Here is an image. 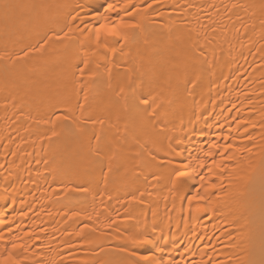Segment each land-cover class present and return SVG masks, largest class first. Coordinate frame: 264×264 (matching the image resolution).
I'll list each match as a JSON object with an SVG mask.
<instances>
[{
  "label": "bare ground",
  "instance_id": "1",
  "mask_svg": "<svg viewBox=\"0 0 264 264\" xmlns=\"http://www.w3.org/2000/svg\"><path fill=\"white\" fill-rule=\"evenodd\" d=\"M5 2L18 0H0V52L13 58L61 35L73 10L83 20L73 25L79 28L92 22L95 10L103 11L96 9L103 0H20L35 7L6 17ZM145 2L151 0H133ZM262 4L158 0L128 41L113 38L111 47L95 50L90 71L96 77L88 84L90 107L83 116L77 101L84 100V92L77 91L74 79L80 60H70L93 53L95 45L80 32L52 40L23 60H0V221L5 222L0 232L24 245L16 250L19 259L131 264L122 249L132 225L152 240L137 246L141 254L159 247L173 264L264 261ZM121 85L125 92L117 97ZM136 96H163V107L148 118L147 110L135 106ZM69 109L71 119L52 123ZM89 114L106 121L99 143L94 134L99 125L88 122ZM213 141L245 149L237 171H225L223 180L212 176L229 195L219 200L213 195L205 202L207 212L181 211L207 175L198 161ZM188 160L197 162L196 170H186L190 190L181 199L173 195V169ZM108 223L113 227H105Z\"/></svg>",
  "mask_w": 264,
  "mask_h": 264
},
{
  "label": "snow or ice",
  "instance_id": "2",
  "mask_svg": "<svg viewBox=\"0 0 264 264\" xmlns=\"http://www.w3.org/2000/svg\"><path fill=\"white\" fill-rule=\"evenodd\" d=\"M158 4V0H151L150 3L145 2L142 5L133 4V0H124L123 4L119 3L117 0L116 3L111 2V0H103V3H99L96 5V9L102 8L103 11H94V15L91 17V23L85 24L84 28L73 27L76 25V22L79 20L83 23V20L79 13H76L73 10V13H69L68 18L66 19V27L67 30L61 29V35H50L47 39L40 44L39 48L32 47L29 48L28 51L23 52L20 56L13 58L10 54L5 52H0V60H23L28 57L32 53H40L43 49L49 44L50 41H60L69 38L70 33L72 32H80L81 35L84 36V40L90 43H94L95 49H93V53H89L85 51L82 54H77L70 60V64L73 63L74 60H80V65L78 66L79 75L76 76L74 74V79L77 85V91L84 92V100L77 101L79 108L81 110V115H84V110L90 107L89 103V87L88 84L95 77L96 73L94 71H90L92 64V55L94 54L96 49H108L110 46L109 40L115 38L114 42L120 43L124 41H128L131 36L135 33L136 30H141L143 28V20L147 19L146 14ZM5 16L7 17L10 12L20 11L31 9L35 7V5L20 2L15 3H7L5 2L2 5ZM77 8H81L83 10L82 4H77ZM233 7H236L233 5ZM264 8V4L261 5ZM139 18V19H137ZM81 47H84V44H81ZM112 53L116 52L115 48L111 49ZM99 67V65H97ZM111 71V69H109ZM87 73V75H86ZM130 86V81L127 82ZM196 81H193L195 84ZM111 87V84H109ZM125 92V86H120V91L116 93L117 97L123 95ZM136 107L143 108L147 110V117L151 118L156 116L158 112H160L161 108L164 104V97L161 96L159 98L153 97H141L136 96ZM72 109H69L68 115H58L55 117V120L52 123L55 125L56 121L65 122L71 119ZM76 119H80V117H76ZM88 122L91 123L93 127L99 125V130L94 134L96 136V141L99 143L101 139V132L104 129V125L106 121L101 118L92 119L91 114L87 115ZM53 136L56 135L55 132L52 133ZM203 135V133H201ZM51 138V137H50ZM171 139V138H169ZM219 139V138H218ZM223 139L225 141L229 140L228 136H224ZM248 140H251V137H248ZM169 149H172V145H168ZM174 151L175 156H180L181 152ZM217 150L218 158H217ZM245 151L244 148L236 147L235 143H224L220 144L216 141H213L211 145L208 147V151L206 153L205 159H200L198 161V165L200 168L207 167V175L200 177L199 188L197 192L192 195L187 196V209L183 206L181 211H191V212H207L210 210L209 207H205V202L210 201L213 195L216 196L217 200L221 198V194L223 196H228L229 193L225 191L223 184H216L212 182V176H218L220 180H223V173L225 171L235 172L240 167L239 159L240 153ZM250 151V149H249ZM115 156V151H113V157L109 158V172L113 170L112 160ZM152 159L155 160L156 157L152 156ZM210 161V163H209ZM236 161L232 168H229V163ZM168 164H172V161L169 160ZM197 162L194 160H188L186 163H183L179 166V168H174L173 171L175 175L172 177L173 188L175 191L173 195H181V199H183L182 193L184 191L190 190L186 185L185 181L189 178L190 173L186 171L191 168L193 171L196 170L195 164ZM250 163V162H247ZM163 166V164H161ZM180 168L185 169V171H181ZM109 172L105 173V176L109 174ZM155 178V177H154ZM199 189H203L205 194H201ZM133 199H136L133 197ZM21 215H25V213H21ZM155 215V213H154ZM91 219V217H89ZM126 220H131L132 217L126 216ZM5 223L4 221H0V224ZM107 228L113 227V223H108L105 225ZM156 231V225H152V233L154 234ZM11 232V229H9ZM26 235H30L26 233ZM19 239V238H17ZM124 240L126 241V246L122 251L124 254L131 260V264H173L171 259H165L163 257V249L157 247L155 252L147 251L146 254H141L138 245L149 244L152 243L150 239V235L132 225L129 226L128 229L125 230ZM3 245H10L3 246ZM24 248V245L21 243H16L13 240H6L5 234L0 232V264H26L23 259H19L16 254V250ZM7 252V255H5ZM243 264H248L247 261H244ZM261 264H264V261H261Z\"/></svg>",
  "mask_w": 264,
  "mask_h": 264
}]
</instances>
